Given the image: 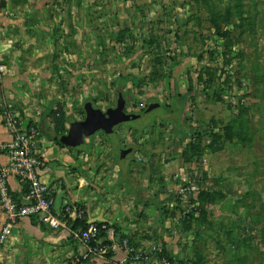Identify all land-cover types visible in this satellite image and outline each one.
<instances>
[{"label":"rangeland","instance_id":"obj_1","mask_svg":"<svg viewBox=\"0 0 264 264\" xmlns=\"http://www.w3.org/2000/svg\"><path fill=\"white\" fill-rule=\"evenodd\" d=\"M58 1L53 3L59 6ZM107 1V24L96 26L94 43L81 37L88 29L86 25L63 26L77 35V40L67 44L81 52L74 63L85 68L90 62L95 71L89 75H56L63 91H69L67 87L72 85L73 106L68 115L60 104L51 110L53 129L47 134L59 142L72 122L83 120L82 108L88 101L101 111L114 108L118 100L124 101L125 112L143 115L136 129H147L155 123V134L163 140L155 142V148L160 146L163 153L173 148V153L169 157L164 153L162 160L155 155L166 164L184 157V146L188 147L185 139L190 133L209 127L220 131L226 124L238 126L240 115L246 144H227L221 152L207 154L205 171L216 183L198 185L199 190L214 188L231 201L240 202L236 208L233 205L234 210L226 208L236 214L223 220V228L217 225L219 208L208 206L211 229L184 231L186 212L193 209L188 205L192 196L179 200L171 194L157 201L163 190L157 178L155 186L142 188L147 168L133 165L131 157L122 162L133 165L129 176L133 174L137 180L129 182V195L140 191L137 198L151 197L144 207L148 210L153 205L151 209H157L154 215L145 209V224L139 226L146 229L143 233L148 243L139 251L155 258V264L161 257L171 264H194L196 252L200 254L198 264H264V0ZM68 8L67 4L61 11L68 12L67 17L85 16L87 12L82 7L77 12ZM91 12L97 15L100 10ZM88 49L90 58L82 53ZM153 102L161 108L144 115ZM119 129L117 134L121 133ZM169 137L173 141H167ZM204 145L205 141L199 148ZM192 152L195 156L196 151ZM156 176L161 178L157 168ZM151 245L154 248L150 249Z\"/></svg>","mask_w":264,"mask_h":264},{"label":"crops","instance_id":"obj_2","mask_svg":"<svg viewBox=\"0 0 264 264\" xmlns=\"http://www.w3.org/2000/svg\"><path fill=\"white\" fill-rule=\"evenodd\" d=\"M53 1L1 0L3 13L0 14V114L4 108H8L24 125H35L40 130L34 153L43 161L39 177L51 190L53 215L61 219L65 209L71 212L80 211L83 213L82 222L85 225L105 223L111 235L103 242L105 248L90 249L70 235L74 223L67 213L64 217L65 227L57 230L38 222L35 218H25L12 228L8 239L0 244V264H135L129 262L123 254L120 241L127 239L136 251L148 246L147 237L143 233L146 229L141 230L139 226H144L143 222L147 215L144 213L147 206L144 207L143 203L151 197L147 196L146 200L142 197L137 198L141 195L140 191L135 195H129V182L132 184L137 180L134 179L133 174L132 177L129 176L130 181L124 176L117 154L120 153L124 158L131 157L133 165L137 163L142 168H147L148 177L144 179V184L138 182L142 184V188L148 185L155 186V178H157L163 189L159 192L157 201L168 198L171 194L176 199L182 200V197L176 196L186 180L196 179L198 185L204 183L207 186L212 185L214 181L211 182L212 177L205 171V156L221 152L230 143H224L222 149L216 153H209L203 149L209 142L202 138L200 144L205 141V145L198 150H191L190 141L197 142L194 135L193 140L185 139L188 147L184 146L182 159L179 157L174 162L161 164L157 157L162 160L165 151L163 153V148L160 146L155 148V142H163V140L155 134L153 122L147 129L117 127L115 132L121 128V133H116L114 145L107 137L100 138L98 133L95 137L85 140L83 147L79 149L56 144L53 137L47 134L52 128L49 113L60 104L68 115L73 106L72 85H68L69 91H63L56 75L84 72L89 75L95 71L94 64L90 62L85 68L74 63V59H80L81 52L75 51L74 48H70L73 47L72 45L67 46V44L77 40V35L70 33L63 26L86 25L88 29L81 34V37L87 40V43H94L97 36L96 26L100 24L105 27L107 24L110 3L107 0L92 3L60 0L59 7ZM67 4L71 12L73 10L77 12L78 8L82 7L87 11L86 15L76 18L71 15L67 17L68 12L61 13ZM92 9L100 12L96 15L91 12ZM9 13L11 16L8 15ZM82 53L90 58L89 49L87 53ZM87 78L89 84L91 80L89 76ZM82 103L83 101L81 105ZM214 130L218 131V129ZM10 140L11 136L4 129L0 118V145ZM166 140L173 141L170 137ZM172 149L170 147L166 151L167 157L173 153L170 151ZM192 151H196L197 158L194 159ZM7 163L6 154L0 153V166H5ZM133 165L129 166L128 173L132 172ZM156 168L161 178L155 177ZM8 186L13 198L17 202H23L26 194L23 185L17 179L10 178ZM200 191H219L223 194V198L215 204H206L205 226H197L193 221L189 225V221H183L184 231L194 229L198 232L202 229L204 231L211 229L212 212L207 210L208 206L219 208L220 215L216 220L218 227L223 228V220H227V216L236 214L226 208L234 210L233 205L236 208L240 202L231 201L224 192L214 188L209 187ZM197 195L198 192L186 197L192 196L194 202L193 204L189 202L188 205L193 209L199 205L196 200ZM152 199H155V196ZM170 204L175 205L172 201ZM228 204H231V207ZM152 207L153 205L146 210L154 215L157 209L155 208L154 211ZM191 211L192 209L188 212ZM194 215L198 217L197 212ZM2 223L0 210V228ZM253 223L257 224V222ZM224 232L228 231L224 230ZM149 248L154 247L151 245ZM155 248L162 249L160 246ZM154 259L152 258L147 264H155Z\"/></svg>","mask_w":264,"mask_h":264},{"label":"built area","instance_id":"obj_3","mask_svg":"<svg viewBox=\"0 0 264 264\" xmlns=\"http://www.w3.org/2000/svg\"><path fill=\"white\" fill-rule=\"evenodd\" d=\"M3 6L0 0V14ZM11 16V13L8 14ZM4 129L11 136L8 143L0 145V153L6 154L8 163L0 166V210L3 223L0 228V244L4 243L11 234L12 228L25 218H35L38 222L57 230L65 227V216L72 219L73 223L83 220V213L64 210L60 219L53 215V199L50 188L40 180L39 171L43 167V161L34 153L39 140V132L35 125H24L19 117L4 108L0 114ZM17 179L25 188L23 202H17L9 189L8 180ZM199 190L196 179L186 180L178 190V195L183 199ZM70 212V213H68ZM72 216V217H71ZM106 232V238L100 237ZM70 235L77 241L85 244L90 249L105 248L104 241L111 235L109 227L105 223L88 224L85 227L72 229ZM123 254L127 260L135 264H147L151 258L141 251H135L127 239L120 241ZM158 264H171L165 257L158 259Z\"/></svg>","mask_w":264,"mask_h":264},{"label":"trees","instance_id":"obj_4","mask_svg":"<svg viewBox=\"0 0 264 264\" xmlns=\"http://www.w3.org/2000/svg\"><path fill=\"white\" fill-rule=\"evenodd\" d=\"M148 110H146L144 115H149V114H154V112L156 113L160 108L161 105L158 104L157 102H153L148 104ZM144 112V111H143ZM239 120L241 119V121H239L238 126H235L234 124H226L222 127V129H220V131H215L214 127L211 128L209 127L207 129V131L204 132H199V131H194L193 133H190V135L188 136V138H190V140L194 138V135H196V140L194 143L192 141H190V148L191 150H198L200 147V140L202 138L207 139V141L209 142L207 145L204 146L203 149H206L209 153H216L219 150L222 149V146L224 143H230L232 144L233 140L235 141L236 144H239L241 146H244L247 142L246 139V133H245V129H244V122H242V117L239 115ZM53 140L55 141L56 144H58L59 146H63L60 142H58L55 138H53ZM117 155H121L120 153ZM120 158V168L122 170V172L124 173V176L127 177V179H129V167L124 165V162H122L123 160L126 159V157H119ZM122 159V160H121ZM119 161V160H118ZM130 181V179H129ZM198 195L196 196V200L199 203V205L197 206L196 209H192L191 212H188L186 214V221H189V225L191 224V222L193 221L195 223V225L197 226H205L206 224V220H205V215H206V210H205V206L206 204H215L216 202H218L219 200H221L223 198V194L219 191H212V192H207V191H200L198 190ZM189 202L191 204H193V200L190 199ZM198 214V217H195L194 214ZM86 225L84 224V222L82 221H76L74 222L72 229H77V228H82L85 227ZM209 226V225H206ZM100 237L102 238H106V232H102L100 234ZM197 254H195V259H197V262H195L194 264H198V262L200 261V254L198 252H196Z\"/></svg>","mask_w":264,"mask_h":264},{"label":"water","instance_id":"obj_5","mask_svg":"<svg viewBox=\"0 0 264 264\" xmlns=\"http://www.w3.org/2000/svg\"><path fill=\"white\" fill-rule=\"evenodd\" d=\"M84 118L82 121H74L66 134L59 138V142L67 148H82L85 140L91 139L97 133H102L114 145L116 143L117 127L138 128L136 124L139 116L127 114L125 103L118 100L114 108L101 111L93 107L90 101L83 105Z\"/></svg>","mask_w":264,"mask_h":264},{"label":"flooded vegetation","instance_id":"obj_6","mask_svg":"<svg viewBox=\"0 0 264 264\" xmlns=\"http://www.w3.org/2000/svg\"><path fill=\"white\" fill-rule=\"evenodd\" d=\"M124 102V101H123ZM125 103V106H126V102H124ZM128 104V103H127ZM127 113V112H126ZM127 114H130V113H127ZM137 116H139V118H142L143 117V115H137Z\"/></svg>","mask_w":264,"mask_h":264}]
</instances>
